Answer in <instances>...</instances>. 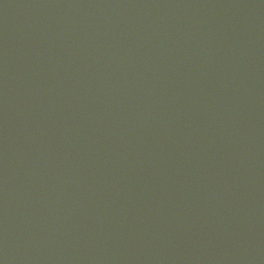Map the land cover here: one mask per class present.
I'll list each match as a JSON object with an SVG mask.
<instances>
[{"label": "water", "instance_id": "obj_1", "mask_svg": "<svg viewBox=\"0 0 264 264\" xmlns=\"http://www.w3.org/2000/svg\"><path fill=\"white\" fill-rule=\"evenodd\" d=\"M0 264H264V0H0Z\"/></svg>", "mask_w": 264, "mask_h": 264}]
</instances>
